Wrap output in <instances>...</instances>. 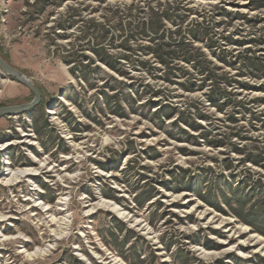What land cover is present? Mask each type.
<instances>
[{"label": "rangeland", "instance_id": "obj_1", "mask_svg": "<svg viewBox=\"0 0 264 264\" xmlns=\"http://www.w3.org/2000/svg\"><path fill=\"white\" fill-rule=\"evenodd\" d=\"M178 1L189 23L205 15L218 48L196 45L238 83L223 111L210 82L195 75L187 92L151 55L111 49L124 75L99 61L108 9L151 0H0V56L42 94L0 119V264H264V168L246 156L264 150V77L243 65L264 63L263 0ZM33 99L0 70V108Z\"/></svg>", "mask_w": 264, "mask_h": 264}, {"label": "trees", "instance_id": "obj_2", "mask_svg": "<svg viewBox=\"0 0 264 264\" xmlns=\"http://www.w3.org/2000/svg\"><path fill=\"white\" fill-rule=\"evenodd\" d=\"M262 4H264V0ZM108 10L110 15H108L106 23H98V59L102 64L124 75L121 71L124 64L110 54L111 49L115 48L126 52L128 55L122 57L128 61L129 56L137 52L141 56L151 55L155 58L156 63L161 65L160 68H163L165 81L174 83V79L178 76L187 78L188 83L184 87L187 92L195 90V82H193L195 75L202 76L203 83L210 82L209 99L220 111L224 110V102H219L230 97L232 94L228 92L229 87L238 85V83L227 74H218V67L209 60L202 48L196 45L197 43L202 44L210 50L218 48L213 26L204 17L205 15H200L203 18L201 21L189 23L193 11L178 0H151L145 6L132 4L123 8L110 7ZM222 11L223 16L232 17L231 13ZM239 18L243 17L237 15V19ZM116 42H118L117 45H115ZM139 42L142 43L139 44ZM144 42H149L150 45H143ZM222 55H225V52ZM221 60L227 63L225 58ZM137 65L150 75L160 69L149 61L138 62ZM243 65L246 68V73L252 78L258 80L264 77V63L258 58L244 57ZM242 86L251 88L247 84ZM233 104L243 107L241 103L234 102ZM170 110L168 108L162 112V116L168 120L174 116L173 111ZM246 111L249 110L246 109ZM159 114L160 112L157 111L156 115L159 116ZM261 115L259 114V116ZM185 123L189 124L187 121ZM261 123L264 125V120ZM211 144L217 147L222 146L221 142ZM237 152L244 153L242 150ZM246 156L248 162L264 168V150L260 151L256 148ZM240 204L245 205V203ZM257 220L262 226L257 230L264 235V209L262 213H259Z\"/></svg>", "mask_w": 264, "mask_h": 264}, {"label": "water", "instance_id": "obj_3", "mask_svg": "<svg viewBox=\"0 0 264 264\" xmlns=\"http://www.w3.org/2000/svg\"><path fill=\"white\" fill-rule=\"evenodd\" d=\"M0 70H2L8 77L26 86L34 95V99L31 103L15 107L0 108V119L3 117L16 116L22 113L30 112L41 103L42 94L40 90L22 72L8 64L1 56Z\"/></svg>", "mask_w": 264, "mask_h": 264}, {"label": "bare ground", "instance_id": "obj_4", "mask_svg": "<svg viewBox=\"0 0 264 264\" xmlns=\"http://www.w3.org/2000/svg\"><path fill=\"white\" fill-rule=\"evenodd\" d=\"M5 149H6V148H5ZM30 175H34L33 172H32L31 170L18 171V172H16V173H14V174L12 175V177H11L9 180H7V182H6L5 185H6V186H12V185H14L15 183H17L18 180L23 179V178H26L27 176H30ZM105 204L110 205L108 202L105 203ZM8 219H10V217H2V216H0V222L7 221ZM0 233H1V232H0ZM254 237H256V236H254ZM13 239H15V238H13ZM6 240H9V239L6 238V239L3 240V241H6ZM25 253H26V252H25ZM36 256H37V254H35V255H28V258H33V259H35ZM113 262H114V264H123V262H122L121 260H119V259H115V261H113Z\"/></svg>", "mask_w": 264, "mask_h": 264}]
</instances>
